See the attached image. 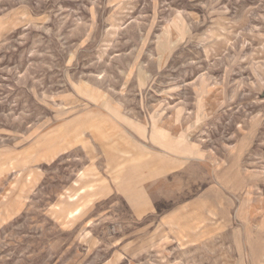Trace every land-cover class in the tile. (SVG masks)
<instances>
[{"label":"rangeland","instance_id":"374dc122","mask_svg":"<svg viewBox=\"0 0 264 264\" xmlns=\"http://www.w3.org/2000/svg\"><path fill=\"white\" fill-rule=\"evenodd\" d=\"M0 264H264V0H0Z\"/></svg>","mask_w":264,"mask_h":264}]
</instances>
